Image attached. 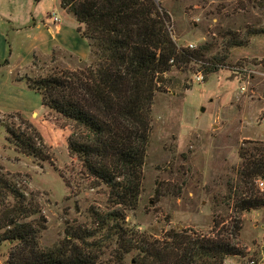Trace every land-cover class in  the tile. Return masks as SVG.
I'll return each instance as SVG.
<instances>
[{"label":"rangeland","instance_id":"1","mask_svg":"<svg viewBox=\"0 0 264 264\" xmlns=\"http://www.w3.org/2000/svg\"><path fill=\"white\" fill-rule=\"evenodd\" d=\"M157 1L170 15L178 45H207V57L220 62L206 73L201 64L191 63L165 75L153 106L139 203L123 210V225L152 239H163L171 229L212 236L222 230L233 237L232 225L239 220L234 242L245 255L230 256L225 264H264V208L243 213L234 208L242 196L239 151L264 144V0ZM41 9L51 19L74 16L66 15L57 0H45ZM253 30L259 34L250 35ZM30 42L12 28L0 37V63L8 60L0 66V173L38 203L47 227L40 240L44 249L68 242L71 231L90 229L103 241L102 264H115L117 239L99 221L117 208L103 185L93 188L81 178L64 122L43 108L41 94L23 78L47 76L61 66L74 70L79 61L65 52L56 58L37 55L34 61ZM199 73L202 81L195 77ZM25 120L41 133L37 145L47 159L9 142L7 127H24ZM9 249L7 242L0 245V264H8ZM135 257L134 252L126 256L125 264Z\"/></svg>","mask_w":264,"mask_h":264},{"label":"trees","instance_id":"2","mask_svg":"<svg viewBox=\"0 0 264 264\" xmlns=\"http://www.w3.org/2000/svg\"><path fill=\"white\" fill-rule=\"evenodd\" d=\"M60 5L79 22L90 58L71 55L79 61L74 70L61 66L47 76L23 78L41 94L43 108L64 122L69 153L81 163V178L93 188L103 185L117 208L99 221L107 235L117 239L115 264H125L133 252V264H225L230 256H244L245 248L234 242L239 220L232 225L233 237L217 231L220 223L213 236L171 229L163 239L123 225V210H134L139 203L153 106L165 75L191 63L201 64L205 73L214 71L220 58H208L207 45H178L170 15L157 0H60ZM58 52L53 51V58ZM25 121L24 127H7L9 142L27 155L47 159L37 145L43 141L41 133ZM258 144L239 151L242 196L234 207L239 213L264 208V191L256 183L264 179V144ZM41 213L35 200L0 173V245L10 244L8 264H102L103 241L94 230L76 229L68 233V242L44 249L40 240L47 227Z\"/></svg>","mask_w":264,"mask_h":264},{"label":"crops","instance_id":"3","mask_svg":"<svg viewBox=\"0 0 264 264\" xmlns=\"http://www.w3.org/2000/svg\"><path fill=\"white\" fill-rule=\"evenodd\" d=\"M44 1L0 0V37L7 28H12L16 33L28 35L31 41L28 48L33 56H48L54 50H59L81 60H88L91 54L90 48L88 50V40L78 31L79 22L75 15L70 17L69 21L57 16L60 21L56 22V15L51 19L41 9ZM57 2L60 6V0ZM62 11L66 15L71 13L66 9Z\"/></svg>","mask_w":264,"mask_h":264},{"label":"built area","instance_id":"4","mask_svg":"<svg viewBox=\"0 0 264 264\" xmlns=\"http://www.w3.org/2000/svg\"><path fill=\"white\" fill-rule=\"evenodd\" d=\"M54 20L56 22H59V18L57 16L54 17ZM190 48H194V45L193 44H189L188 45ZM196 79L199 80V81H202L203 80V75L201 73L197 74L196 76ZM244 89V88H243ZM258 184H259V187L261 190H264V181L263 180H259L258 181ZM249 264H256V261L255 260H251Z\"/></svg>","mask_w":264,"mask_h":264},{"label":"water","instance_id":"5","mask_svg":"<svg viewBox=\"0 0 264 264\" xmlns=\"http://www.w3.org/2000/svg\"><path fill=\"white\" fill-rule=\"evenodd\" d=\"M202 111H204V108H202Z\"/></svg>","mask_w":264,"mask_h":264}]
</instances>
